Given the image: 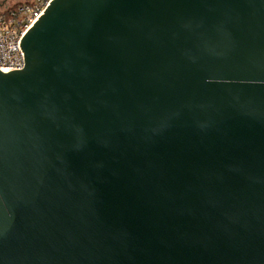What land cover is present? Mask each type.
Wrapping results in <instances>:
<instances>
[{
  "label": "water",
  "instance_id": "1",
  "mask_svg": "<svg viewBox=\"0 0 264 264\" xmlns=\"http://www.w3.org/2000/svg\"><path fill=\"white\" fill-rule=\"evenodd\" d=\"M0 70V264H264V0H50Z\"/></svg>",
  "mask_w": 264,
  "mask_h": 264
},
{
  "label": "built area",
  "instance_id": "2",
  "mask_svg": "<svg viewBox=\"0 0 264 264\" xmlns=\"http://www.w3.org/2000/svg\"><path fill=\"white\" fill-rule=\"evenodd\" d=\"M50 0H29L15 5L0 0V70L7 72L24 66L19 41Z\"/></svg>",
  "mask_w": 264,
  "mask_h": 264
},
{
  "label": "trees",
  "instance_id": "3",
  "mask_svg": "<svg viewBox=\"0 0 264 264\" xmlns=\"http://www.w3.org/2000/svg\"><path fill=\"white\" fill-rule=\"evenodd\" d=\"M29 0H18L16 2L13 3V5L17 4V3H20V2H28Z\"/></svg>",
  "mask_w": 264,
  "mask_h": 264
},
{
  "label": "flooded vegetation",
  "instance_id": "4",
  "mask_svg": "<svg viewBox=\"0 0 264 264\" xmlns=\"http://www.w3.org/2000/svg\"><path fill=\"white\" fill-rule=\"evenodd\" d=\"M5 1H6V0H5ZM7 1H8V0H7ZM16 1H18V0H14V1H13V0H9V2H13V3L16 2ZM8 4H9V3H6V2H5V3H3L2 5H8ZM11 4H12V3H11Z\"/></svg>",
  "mask_w": 264,
  "mask_h": 264
},
{
  "label": "crops",
  "instance_id": "5",
  "mask_svg": "<svg viewBox=\"0 0 264 264\" xmlns=\"http://www.w3.org/2000/svg\"><path fill=\"white\" fill-rule=\"evenodd\" d=\"M4 1H5V0H4ZM5 2H6V3H9V4L13 3V2H9V0H8V1L6 0Z\"/></svg>",
  "mask_w": 264,
  "mask_h": 264
},
{
  "label": "rangeland",
  "instance_id": "6",
  "mask_svg": "<svg viewBox=\"0 0 264 264\" xmlns=\"http://www.w3.org/2000/svg\"><path fill=\"white\" fill-rule=\"evenodd\" d=\"M14 1V0H13Z\"/></svg>",
  "mask_w": 264,
  "mask_h": 264
}]
</instances>
